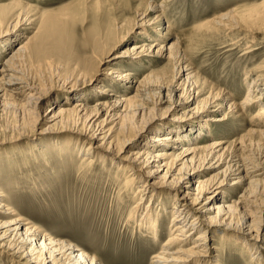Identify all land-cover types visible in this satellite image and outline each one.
Listing matches in <instances>:
<instances>
[{
  "label": "bare ground",
  "instance_id": "1",
  "mask_svg": "<svg viewBox=\"0 0 264 264\" xmlns=\"http://www.w3.org/2000/svg\"><path fill=\"white\" fill-rule=\"evenodd\" d=\"M99 2L100 0H75L63 9L65 22L73 23L79 16L92 11L94 21L92 27L83 32L84 42L78 40L73 29L66 23H58L54 16L48 15L47 10L39 11L22 0H10L7 4L0 5V38L3 37L2 44H5L0 48V101L22 97L25 100L24 105L21 104L22 110L28 115H34L35 124L44 126L42 131L60 124L62 128H66L63 130H69L76 138L84 140L82 145H85V149L84 152L81 151L77 170L79 179H86L85 175L89 174L93 166L90 164L96 158H102L97 157L96 153L115 159L117 168L124 175L117 198L125 194V201L128 202L123 223L132 232H138L142 239L150 238L153 245L160 246V250L152 255L150 264H219L218 258L224 253V248L219 246L218 241L209 244V237L226 244H231L230 241L241 242L238 247L242 253L251 260L256 257L257 264H264V235L260 232L264 229V209L258 210L257 204L263 201L258 195L263 194L260 183H263L264 165L252 163L251 157L257 152L256 149H261L264 154L262 124L254 121L255 126L243 131L231 142L210 141L201 145L196 142L203 134L211 137L208 126L203 122L198 130L188 129L185 135L184 131L178 132L180 130L175 127L165 130L168 132L165 134H161L162 130L159 128L153 131L158 119L151 113L158 109V105L168 101L165 109L168 112L181 105L189 107L196 102L199 88L193 69L184 64V54L177 39L165 43L148 39V44L132 45L126 51L117 52L118 43L124 41L127 35L134 32L145 38L144 28L161 21L160 15L155 14L158 6L141 0L143 10L135 8L137 20L134 21V26L117 35L114 20L106 16L104 8L103 11L98 9L101 4ZM262 5V10H249L241 14L238 9L229 10L205 24L229 30H242L241 26L244 25L248 32L264 33V3ZM97 10L101 14H94ZM152 13L155 15L150 17ZM30 29H34V32L27 35L26 30ZM167 32L168 29H165L162 36ZM11 46L14 48L5 57L4 54ZM73 51L80 54V58L74 71L63 77L61 72L64 64L60 58L73 54ZM142 54L166 58L172 62L173 84L170 92L163 93L156 102L143 97V103H136L145 87L162 81L163 78L150 70L137 81L133 80L134 75L126 69H108L106 75L118 72L114 77L119 81L115 82L123 84L124 89L133 87L135 93L114 94L100 83L98 92L104 100H98L90 107L79 102L81 100L77 98L79 95L76 90L97 87L95 74L104 60L112 62L129 55L140 58ZM28 61H34L41 71V86L25 75L24 66ZM255 70L260 73L253 77V85L249 86L240 102L232 100L229 94L224 97V93L217 89L206 96V103L199 105L196 102L190 114H195L196 120H205L208 111L216 112L226 106L237 119L245 108L257 105L252 117H264V83L261 86V81H264V63ZM102 80L104 78L99 81ZM55 86L62 88L66 100L68 96L71 99L77 98L72 107L57 108L56 104L59 103L55 98L50 106H43L50 90ZM46 87L48 88L45 89ZM256 91L259 93L258 97L253 95ZM149 104L151 108L148 110ZM213 107L216 111L211 110ZM185 113L186 111L181 113L182 116ZM146 114L150 116L145 117ZM225 118L226 115L208 120L222 121ZM254 136L259 138L256 140ZM92 148L96 153H92ZM254 160L256 161L255 158ZM208 169L216 171L201 178ZM229 180L234 188L246 187L238 201L225 204L223 186ZM3 187L0 181V255H8L11 260L20 264H104L69 240H54L44 234L33 221L18 213L8 203ZM131 193L133 195L130 197ZM167 210L173 217L167 226L166 239L160 243ZM237 217L239 219L236 221ZM229 237L232 239L229 240Z\"/></svg>",
  "mask_w": 264,
  "mask_h": 264
},
{
  "label": "rangeland",
  "instance_id": "2",
  "mask_svg": "<svg viewBox=\"0 0 264 264\" xmlns=\"http://www.w3.org/2000/svg\"><path fill=\"white\" fill-rule=\"evenodd\" d=\"M22 1L36 7L39 11L47 10L48 15L54 16V20L58 23H66L73 29L75 36L81 42H84V30L92 27L94 21L92 11H90L79 16L75 23L65 22L66 15L63 14V9L75 0ZM140 1L100 0L101 4H99L98 9L100 11L105 9L106 16L114 20L116 34L121 35L123 31L134 26V21L137 20L135 17L136 9L143 10ZM147 1L158 6L155 14L160 15L161 21L144 28L145 38L134 32L127 35L124 41L118 43L117 52L126 51L132 45L148 44V39L156 40L159 43L177 39L180 50L184 54V64L193 69L194 78L198 84L199 94L196 102L199 105L206 103L208 100L206 96L216 92L217 89L224 93V97L229 94L232 100L240 102L247 94L249 86L253 85V77L260 73L255 68L264 63V33L248 32L244 25L241 26L242 30L237 28L229 30L222 26L221 28L213 24H205V22L229 10L238 9L239 14L249 10H262L264 0ZM8 2L10 0H0V5ZM94 14L101 13L97 10ZM154 15L152 13L150 17ZM203 23L205 25H201ZM241 24L243 23L241 22ZM34 29L26 30V34L31 35ZM165 29H168V32L162 36L161 33ZM163 37L165 40H162ZM1 39L3 37L0 38V48L5 45L2 44L4 41ZM16 44L17 41L14 42V46ZM14 46H11L4 54L5 57ZM246 50L251 51L247 53ZM73 52V54L60 58L64 64V69L61 72L63 77L74 71L80 58V54L76 51ZM129 56L117 58L112 62L104 60L100 70L95 74V78H97L95 87H97L76 90V94L79 95L77 98L81 100L79 102L90 107L98 100H104V97L98 92L100 83L111 89L114 94L133 95L135 93L133 87L124 89L123 84L115 82L119 81L114 77L118 72L106 75L108 69L115 71L126 69L134 75L133 80L137 81L150 70H154L157 76L163 78L162 81H156L157 83L145 87L140 93V97L136 99V103H143V97L156 102L163 93L170 92L173 84L171 73L173 64L170 60L149 54L140 55L143 58ZM95 61L93 60V62ZM33 62L28 61L26 63L24 72L27 78L41 86V71ZM103 78L104 81L100 82L99 80ZM263 83L264 81H261V86ZM181 91L182 89L179 93ZM253 95L258 97L259 93L256 91ZM53 98L58 100L57 108L58 106L70 108L74 100L77 99H71L68 96L66 100V94L62 88L55 86L50 90L43 106H50ZM196 102L189 107L181 105L179 108L171 109L168 112H165L168 101L158 105V109L151 113L158 119L153 131L159 128L162 130L161 134H165L168 133L165 130L175 127L180 130L178 132L184 131L183 134L185 135L188 129L198 130L203 122L208 126L211 137L207 136L206 133L203 134L204 136L196 142L201 145L210 141L231 142L235 137L244 133L243 131L256 124H262L261 126L264 128L263 116L252 117L256 113L257 105L245 108L242 115L237 119L225 106L217 111L213 107L211 110L216 112L208 111L205 120H196V115L190 114ZM24 103L25 100L22 97H17L15 100L0 101V172H2L0 181L4 185L3 190L8 197V203L18 213L33 221L48 237L54 240H69L83 252L95 256L97 261H103L104 264H150L152 255L160 250V246L153 245V240L150 238L142 239L138 232H132L131 228H127L126 224L123 223L128 202L125 201V194L121 195L119 199L117 198L124 175L117 168L115 159L111 156L103 157L102 154L94 152V148H92V153H96L97 157L101 156L102 158L99 157L98 160L96 158V161L90 164L93 166H91L89 174L85 175L87 180L79 179L77 170L82 155L81 151L84 152L85 149V145H82L84 140L76 138L69 130H63L66 128H62L60 124L55 128L42 131L44 126L35 124L34 115H28L22 110L21 104L24 105ZM149 108H151L150 104L148 110ZM184 111L186 113L182 116L181 113ZM224 115L226 118L222 121L208 120L210 118H222ZM149 116V114L145 115V117ZM172 133H175L174 130ZM253 138L257 140L259 137L254 136ZM143 139L146 140V137ZM256 151L255 154L251 155L253 160L251 161L263 166L264 157L262 158V156L264 154L261 149H256ZM215 171L208 169L201 175V178H206ZM263 180L264 177H262L263 183H260V190L263 194L258 195L263 201L257 202L259 204L258 210L264 209ZM230 182L231 180L227 181L228 184L223 186L225 204L238 201L246 187L244 185L234 188ZM148 194L147 192L146 195ZM132 195L133 193L129 196ZM168 198L171 197L168 196ZM148 200L149 197H147L146 202ZM131 202L133 203V200ZM168 204L171 206V203ZM250 209L252 210L253 207ZM172 217L173 215L168 212L164 218L163 235L160 243L166 239L167 226ZM238 219L239 217L236 221ZM260 232L263 236L264 229ZM212 239V237L208 238L209 244L218 241L219 246L224 248V253L218 258L219 264H257L256 257L251 260L239 250L238 246L241 245V242L230 241L231 245ZM230 239L232 237H229ZM212 258L210 259L212 260ZM0 264L20 263L11 260L8 255L1 254Z\"/></svg>",
  "mask_w": 264,
  "mask_h": 264
}]
</instances>
